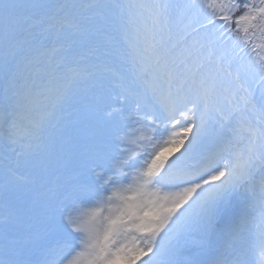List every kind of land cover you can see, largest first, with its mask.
Instances as JSON below:
<instances>
[{"label": "snow or ice", "instance_id": "snow-or-ice-1", "mask_svg": "<svg viewBox=\"0 0 264 264\" xmlns=\"http://www.w3.org/2000/svg\"><path fill=\"white\" fill-rule=\"evenodd\" d=\"M0 264H264V0H0Z\"/></svg>", "mask_w": 264, "mask_h": 264}]
</instances>
